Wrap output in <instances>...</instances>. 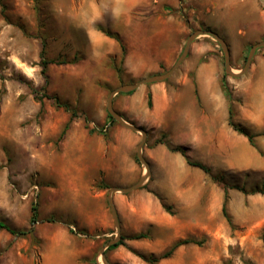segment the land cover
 <instances>
[{
  "label": "rangeland",
  "instance_id": "1",
  "mask_svg": "<svg viewBox=\"0 0 264 264\" xmlns=\"http://www.w3.org/2000/svg\"><path fill=\"white\" fill-rule=\"evenodd\" d=\"M194 7L193 0H0V221L22 229L29 227L33 204L39 214L31 234L0 229V264H101L100 248L116 236L107 195L123 187L112 182L131 172L135 183L145 172L136 157L141 133L115 123L138 141L127 152L113 140L108 94L151 76L135 71L141 60L164 55L171 36L178 38L180 54L187 36L202 26L191 25ZM249 38L247 46L238 40L242 50L229 49L235 73L259 42L253 34ZM219 50L216 90L196 92L197 105L182 127L169 126L160 139L144 144L151 171L146 183L114 194L125 239L105 250L111 263L264 264V193L250 191L264 189V47L239 78L225 74ZM42 51L52 61L46 74ZM222 81L232 94L233 120L255 135L252 142L228 124ZM54 97L76 112L75 140L59 138L71 113L56 106ZM120 97L113 99L117 112L115 106L124 108ZM87 127L96 132L88 134ZM95 133L102 142L81 137ZM163 139L166 147L159 151ZM185 156L223 181L189 165ZM166 175L176 185H166ZM138 233L148 237L131 238ZM184 239L192 242L154 261Z\"/></svg>",
  "mask_w": 264,
  "mask_h": 264
},
{
  "label": "crops",
  "instance_id": "2",
  "mask_svg": "<svg viewBox=\"0 0 264 264\" xmlns=\"http://www.w3.org/2000/svg\"><path fill=\"white\" fill-rule=\"evenodd\" d=\"M193 1L195 7L190 12L191 25L198 27L204 25L215 30L223 36L231 51L242 50V45L238 40H245V46H247L251 42L249 34H253L257 41L264 40V0ZM189 28L188 25L181 29L179 38L182 39ZM234 42L238 44L237 47L231 46ZM179 48L178 38L171 36L169 44L165 46V54L141 60L144 64H142L141 70L135 71V73L144 76L161 73L163 68L169 69L178 56ZM258 51L257 49L255 55L258 54ZM260 57L264 60V54ZM219 73V46L211 36L201 35L191 43L185 60L170 78L162 82L142 85L131 94H117L121 96L124 108L123 110L116 106L115 108L126 121L133 122L146 130L145 145L148 146L149 143L160 139V133H165L169 126L173 127L175 131L182 127L181 124L187 121L189 114L194 112L197 105L196 92L200 93L210 89L215 91L219 84ZM148 94L152 98L151 107L147 103ZM75 129V123H73L65 135V141L75 140ZM112 134L113 140L124 145L127 152H130L138 141L135 134L116 129L114 125L111 126ZM81 137L84 140L103 141V137L96 133L91 137L88 135L90 138H86L85 135H81ZM156 146L160 149L159 151H163L166 147L165 140L158 142ZM119 170L120 168H114L116 173ZM131 170H134L132 165ZM154 170L152 168L153 173ZM136 178L137 175L130 172L124 178H116L112 184L114 186H130ZM163 180L166 181V185H176L175 179L169 175H166Z\"/></svg>",
  "mask_w": 264,
  "mask_h": 264
},
{
  "label": "water",
  "instance_id": "3",
  "mask_svg": "<svg viewBox=\"0 0 264 264\" xmlns=\"http://www.w3.org/2000/svg\"><path fill=\"white\" fill-rule=\"evenodd\" d=\"M201 35L211 36L219 44V46L222 49L223 56H224V72H225V74H227L233 78H239L242 75H244L248 71V69L250 68V66L252 64L253 57H254L257 49L264 47V40L256 42L255 44H253L248 51L246 61L244 63L243 68L238 73H235V72H233V69L231 67L230 50H229V46H228L227 42L225 41V39L213 29L199 28V29L192 31L187 36L180 54L176 58L173 65L169 69H167L165 72L157 73V74L142 78V79L138 80L137 82L119 85L118 87H116L110 91V93L108 94L107 100H106V111H107V113L109 115H111L117 123L121 124L125 128H127L133 132L141 133V140L138 143L137 148H136V157H137L138 161L144 166L145 172L132 185L127 186V187H112L108 192L107 201H108L109 207H110L112 215H113L114 225L116 228V236L114 238L110 239L108 242H106L100 248L99 256L101 257V261H102L101 264H113L107 259L106 254H105V250L108 247L116 244L122 237L120 221H119L118 213L116 211V207H115L114 199H113L114 194L116 192H121V193L126 194V193H129L135 189L141 188L146 183V181L148 180L150 173H151L150 164L144 158V156L142 154L143 146H144L146 138H147L146 130L140 126L134 125V124L126 121L121 116V114L114 109L113 99H114L115 95H117L119 93H128L131 91H135L137 88H139L142 85L151 84V83H155V82H162V81H165L168 78H170L178 70V68L180 67L182 62L185 60V58L189 52V48H190L191 43L195 40V38H197Z\"/></svg>",
  "mask_w": 264,
  "mask_h": 264
},
{
  "label": "trees",
  "instance_id": "4",
  "mask_svg": "<svg viewBox=\"0 0 264 264\" xmlns=\"http://www.w3.org/2000/svg\"><path fill=\"white\" fill-rule=\"evenodd\" d=\"M202 29H210L209 27H206L204 25L201 26ZM106 35L108 36H111V37H115L117 40H119V37L115 34H112L111 32H109L108 30L105 31ZM121 48H122V51L124 52V46L121 44ZM250 49V48H249ZM248 49V51H249ZM247 51V53H248ZM247 55V54H246ZM246 58V56H245ZM52 63V61H48L45 57H44V51L41 52V62H40V65L42 67V73L43 74H46V69L48 67V65ZM221 89L225 95V97L227 98L228 100V124L229 126H231L233 128V130L237 131L238 133L244 135L245 137L248 138V140L250 142L253 141V138L255 137L254 134H251L247 129H245L243 126L237 124L234 122L233 120V107H232V94L229 90V87L227 86V84L222 81L221 82ZM133 91L131 92H128L129 93H132ZM55 100V104L56 106H62L64 107V109L70 111V116H69V119L68 121L65 123L63 129L61 130L60 132V135H59V138L62 139L65 134L67 133V131L70 129L71 127V124L73 123L75 117H76V112L74 110H72L70 108V105L69 103H62L60 102L57 98H53ZM147 103H148V106L151 107L152 106V98H151V95L148 94V100H147ZM107 119L109 120V124H115L117 123L114 118L109 115L107 113ZM88 132L89 133H94L96 132V129L95 128H88ZM173 151H181V153L183 155L184 154V151H182L179 147H175V148H172ZM186 157V161L189 165L193 166V167H197L199 169H201L202 171H204L206 174H208L212 180L214 181H223V178L219 177L218 175H215L212 173V170L210 167H208L207 165L203 164L202 162H198V161H191L189 160V158L187 156ZM107 187V186H105ZM232 188H237V189H240L242 191L245 192L244 188H241V187H238V186H232ZM251 193H257V192H260V193H264V189H252L250 190ZM227 198H228V187L225 186V189H224V202H223V205H222V212L225 216H227V212H226V202H227ZM38 208L36 207V204H33L32 207H31V217H30V223H29V227L27 228H22V229H16V228H13L11 226H9L8 224H6L5 222L3 221H0V229H5L7 230L8 232H10L11 234H14V235H19V236H24V235H27V234H31L34 232V225L36 223V221L38 220ZM148 237V234L147 233H138L136 235H133L131 238L133 239H142V238H147ZM124 239L125 237H121V239L114 245L108 247L107 249H114L120 245H123L124 244ZM188 242H192V240H187V239H184V240H178L177 242H175L171 248L166 251L165 253H163L160 257H157V258H154V261H158L159 259H163V258H167L169 257L173 252L174 250L179 247L180 245L182 244H185V243H188Z\"/></svg>",
  "mask_w": 264,
  "mask_h": 264
}]
</instances>
